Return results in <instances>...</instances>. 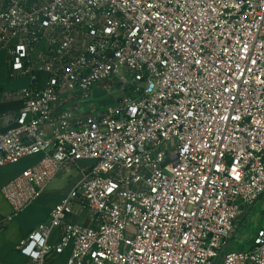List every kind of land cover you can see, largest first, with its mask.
<instances>
[{"label":"built area","instance_id":"obj_1","mask_svg":"<svg viewBox=\"0 0 264 264\" xmlns=\"http://www.w3.org/2000/svg\"><path fill=\"white\" fill-rule=\"evenodd\" d=\"M0 53L30 80L3 94L24 105L0 168L41 156L1 186L0 234L80 172L18 244L30 264H264V228L231 246L264 199V0H0ZM101 86L115 103L86 108Z\"/></svg>","mask_w":264,"mask_h":264},{"label":"crops","instance_id":"obj_2","mask_svg":"<svg viewBox=\"0 0 264 264\" xmlns=\"http://www.w3.org/2000/svg\"><path fill=\"white\" fill-rule=\"evenodd\" d=\"M7 67V57L0 53V114L8 111H18L24 105L22 99L6 100L4 92L16 91L30 85L28 78H9ZM98 88L95 87L96 91ZM109 104L106 105V107ZM41 156H31L22 164H8L0 168V188L21 173L24 169L31 166ZM23 160V159H22ZM82 162L79 163L80 166ZM19 163V162H18ZM75 167L66 168L47 188L38 200L22 212L18 217L11 221L0 234V264H30V258L18 249L20 241L28 237L42 222L50 220L52 208L61 202L72 190L75 183L79 180L80 175L72 177ZM80 206L75 207L73 214L69 216L72 221L86 223V214H79ZM11 207L0 190V214L10 213ZM60 230L53 233L52 240L58 241ZM70 254L67 250L62 254L53 253L50 255L47 264H65Z\"/></svg>","mask_w":264,"mask_h":264},{"label":"rangeland","instance_id":"obj_3","mask_svg":"<svg viewBox=\"0 0 264 264\" xmlns=\"http://www.w3.org/2000/svg\"><path fill=\"white\" fill-rule=\"evenodd\" d=\"M86 108L103 109L107 104L115 103L112 96L101 86L87 100ZM83 110L86 109L83 106ZM27 159L21 160L19 163L22 164ZM89 162H82L81 165L88 166ZM80 175L79 169L74 168L72 177ZM264 228V199L257 202V204L251 209L250 213L245 217L242 223V227L235 234L233 241L231 242L232 247L243 248L245 250L250 249L254 244V237L258 231Z\"/></svg>","mask_w":264,"mask_h":264}]
</instances>
